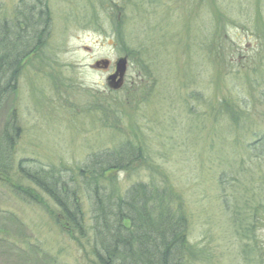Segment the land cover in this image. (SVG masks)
<instances>
[{"label":"rangeland","instance_id":"374dc122","mask_svg":"<svg viewBox=\"0 0 264 264\" xmlns=\"http://www.w3.org/2000/svg\"><path fill=\"white\" fill-rule=\"evenodd\" d=\"M28 1L0 0V19ZM35 1L50 16L43 45L0 85V264L98 263L77 169L125 142L135 163L102 171L106 188L171 187L202 253L194 264H264V0ZM120 53L128 77L109 91L90 65ZM26 169L60 174L83 234Z\"/></svg>","mask_w":264,"mask_h":264},{"label":"trees","instance_id":"16d2710c","mask_svg":"<svg viewBox=\"0 0 264 264\" xmlns=\"http://www.w3.org/2000/svg\"><path fill=\"white\" fill-rule=\"evenodd\" d=\"M32 1L24 3L19 15H14L9 21L0 19V85L5 79L6 90L11 86L12 74L20 61L36 52L37 48L39 51L43 45V32L40 33L38 27L41 23L47 27L50 16L40 1ZM2 94L0 87L1 97ZM259 143L264 145V136ZM136 157L135 146L125 142L100 154H92L88 165L77 169L78 174L84 177L83 185L91 193L95 223L90 240L95 259L99 264L196 263L202 253L188 242L183 203L171 187L151 180L132 183L119 191L112 179L109 187L103 184L102 171H128ZM5 159L0 155V167ZM21 174L50 197L58 208V215L82 233L80 202L64 179H60L59 173L26 169Z\"/></svg>","mask_w":264,"mask_h":264},{"label":"water","instance_id":"95a60500","mask_svg":"<svg viewBox=\"0 0 264 264\" xmlns=\"http://www.w3.org/2000/svg\"><path fill=\"white\" fill-rule=\"evenodd\" d=\"M107 60H100L95 63L96 66H107ZM126 57L119 58L115 63V72L107 78V86L113 90L119 89L123 84V78L126 71Z\"/></svg>","mask_w":264,"mask_h":264},{"label":"flooded vegetation","instance_id":"af4514ba","mask_svg":"<svg viewBox=\"0 0 264 264\" xmlns=\"http://www.w3.org/2000/svg\"><path fill=\"white\" fill-rule=\"evenodd\" d=\"M121 56H126V59H127V61L129 62V55H128V54L120 53V54L118 55L117 59L120 58ZM90 68L93 69V70L103 71V72L106 74V78H107L109 75L113 74L114 71H115V67H114V66L112 67V65H111V61H110V60H109V63H108V65H107V67H103V66H101V65H99V66H93V65H90ZM127 71H128V70H126L125 75H124V84H125V82H126V80H127V77H128ZM124 84H123V86H124ZM109 91H110V90H109Z\"/></svg>","mask_w":264,"mask_h":264}]
</instances>
